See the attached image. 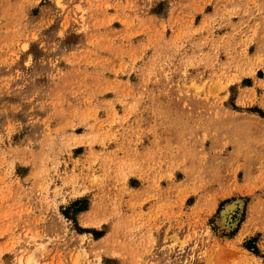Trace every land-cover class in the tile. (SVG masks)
Listing matches in <instances>:
<instances>
[{
    "label": "rangeland",
    "instance_id": "374dc122",
    "mask_svg": "<svg viewBox=\"0 0 264 264\" xmlns=\"http://www.w3.org/2000/svg\"><path fill=\"white\" fill-rule=\"evenodd\" d=\"M30 259L264 264V0H0V264Z\"/></svg>",
    "mask_w": 264,
    "mask_h": 264
},
{
    "label": "bare ground",
    "instance_id": "6f19581e",
    "mask_svg": "<svg viewBox=\"0 0 264 264\" xmlns=\"http://www.w3.org/2000/svg\"><path fill=\"white\" fill-rule=\"evenodd\" d=\"M232 209H233V208H232ZM30 261L35 262V261H33V260L30 259V260L28 261L29 264H31ZM33 264H37V263H33Z\"/></svg>",
    "mask_w": 264,
    "mask_h": 264
}]
</instances>
